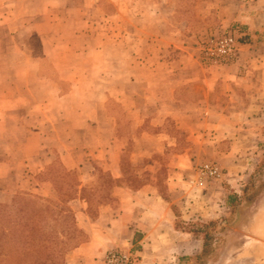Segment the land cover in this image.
<instances>
[{
    "label": "crops",
    "instance_id": "0c3cea01",
    "mask_svg": "<svg viewBox=\"0 0 264 264\" xmlns=\"http://www.w3.org/2000/svg\"><path fill=\"white\" fill-rule=\"evenodd\" d=\"M7 23L0 224L18 195L60 197L74 181L64 169L79 177L67 204L85 239L62 262L76 232L44 245L39 211L7 233L30 253L9 243L0 264H105L110 250L133 264H195L208 248L195 225L227 214L264 141V0H4L0 32ZM223 32L240 42L236 60L203 61L201 42ZM206 163L222 177L200 179Z\"/></svg>",
    "mask_w": 264,
    "mask_h": 264
},
{
    "label": "rangeland",
    "instance_id": "374dc122",
    "mask_svg": "<svg viewBox=\"0 0 264 264\" xmlns=\"http://www.w3.org/2000/svg\"><path fill=\"white\" fill-rule=\"evenodd\" d=\"M4 0H0V2H3ZM12 16L8 17V14L6 13V18H11ZM5 18V19H6ZM9 25L8 23L5 25V27L2 28L0 34L2 37L4 35L8 37L9 34ZM5 44H2V50L8 49V42H4ZM32 46L35 53L39 55L40 51V43L38 42L37 38H34ZM1 49V47H0ZM7 65V60L0 59V67ZM4 76H7V74H1V78H4ZM1 99L8 100L9 92L8 90L1 91L0 93ZM262 148L259 150L260 153L255 155L253 157L252 163L254 164L250 171H247L246 174L242 179L238 181V186L234 190L236 193L233 194L235 196V204L230 207L227 214L219 221H211L208 223H202L199 225H195V228H198V230H201V232L207 237L208 239V248L206 249V253L196 259L195 264H228V260L235 259V262H232L234 264H264V254H260L251 262L243 263L241 260L242 258L239 257L241 249L244 247L248 241V238L254 239L255 244L253 247L255 249H260L262 244H264V241L254 237L251 232V228L254 224L249 227V224L251 223L253 217L262 209L264 208V141L260 144ZM51 172V171H50ZM48 175V172L46 175L42 176V181H51V179H54L50 175ZM63 173H65V178H73L74 181L66 183V185L60 186L58 185L57 189L60 192L61 196L59 197L58 194L53 190V188H47L51 191L52 197L50 199V203L45 202V200L42 199V197H30L24 195H18L14 202L11 204H7L5 208L9 210L8 214H6L7 219L5 220V224H0L3 228L1 230L4 232V235H7L8 229L9 231H14L13 228H16V224L19 221V217L25 220V216L31 215L33 213H36L38 216H40V209L43 208L45 205L50 206H58L56 209L62 208L64 211H66V215L63 212L61 215L64 217H68L66 219L67 228L59 229L57 227V223L61 222L62 218L61 215L58 216V218H55L54 223H51V225L45 224L44 222L40 225L41 228H43V239L42 242L44 245L47 246V244H50L52 241H59V242H68V236L66 234H56L60 231H63L64 233L66 231H75L76 234L72 236L74 240L69 244L65 249L61 252V260L62 262H65L67 259L68 254L71 252V250L79 245L81 242L84 241L85 236L81 231H78L76 229L75 225V218L74 213L72 212L70 206L67 204L68 200L72 198H76L78 196V174L77 172L70 173L63 169ZM57 174V173H55ZM44 179V180H43ZM52 182V181H51ZM55 182V181H54ZM55 184V183H54ZM25 186V184H24ZM55 186V185H54ZM60 199H59V198ZM86 198H90L86 193ZM52 199V201H51ZM17 211H21L19 214ZM54 211V210H53ZM264 211L261 210L258 216ZM15 212L17 214H15ZM257 216V217H258ZM52 222V221H50ZM55 227V228H54ZM249 227V228H248ZM37 228H39L37 226ZM34 229V228H33ZM39 232L41 231L38 229ZM249 230V232H248ZM49 232V235L48 233ZM6 233V234H5ZM40 234V233H39ZM54 234V235H53ZM20 235V234H19ZM15 235L14 239L11 235H7L9 241H6L5 246L3 245L0 255L1 258L8 259L9 257V243H13L15 247L17 248V253L19 254H27L30 253V251L27 249H18L19 244L23 243L22 235ZM17 237V238H16ZM20 237V238H19ZM63 237L65 239H63ZM57 238V239H56ZM21 240V241H20ZM28 242V241H27ZM41 242V243H42ZM246 242V243H245ZM245 243V244H244ZM243 246V247H242ZM11 254V253H10ZM56 255L54 257H49L48 259L55 260ZM64 260V261H63ZM61 262V263H62ZM52 263L54 261L52 260ZM55 264V263H54Z\"/></svg>",
    "mask_w": 264,
    "mask_h": 264
},
{
    "label": "built area",
    "instance_id": "2783aa9c",
    "mask_svg": "<svg viewBox=\"0 0 264 264\" xmlns=\"http://www.w3.org/2000/svg\"><path fill=\"white\" fill-rule=\"evenodd\" d=\"M239 40L231 32L213 34L200 44L203 61L226 65L233 63L239 52ZM200 179L217 180L222 177V170L216 163H206L197 170ZM105 264H133L131 252L110 250L105 256Z\"/></svg>",
    "mask_w": 264,
    "mask_h": 264
},
{
    "label": "bare ground",
    "instance_id": "6f19581e",
    "mask_svg": "<svg viewBox=\"0 0 264 264\" xmlns=\"http://www.w3.org/2000/svg\"><path fill=\"white\" fill-rule=\"evenodd\" d=\"M256 232L259 236L264 237V211L258 216L251 228V232ZM254 239L248 238V241L245 245H243V249L240 251L239 257L242 258V262L248 263L251 262L254 258L259 256L260 254H264V244L260 247V249H255L253 245L255 244Z\"/></svg>",
    "mask_w": 264,
    "mask_h": 264
},
{
    "label": "trees",
    "instance_id": "16d2710c",
    "mask_svg": "<svg viewBox=\"0 0 264 264\" xmlns=\"http://www.w3.org/2000/svg\"><path fill=\"white\" fill-rule=\"evenodd\" d=\"M45 202L50 203L48 200H45ZM43 206L44 207L40 209V212L45 215V217L47 218L46 221L49 220V222L46 223V224L49 223V225H51V223L56 222L54 217L58 218L59 215H61L63 212H65L62 208L56 209V208H58V206H53L52 207L50 205H45V204ZM17 212L19 214L21 211H17ZM24 221H25L24 219H22L21 217H19V221L17 223L18 224V228L23 227V224L22 223H24ZM50 221H52V222H50ZM1 237H2V235L0 236V238Z\"/></svg>",
    "mask_w": 264,
    "mask_h": 264
},
{
    "label": "water",
    "instance_id": "95a60500",
    "mask_svg": "<svg viewBox=\"0 0 264 264\" xmlns=\"http://www.w3.org/2000/svg\"><path fill=\"white\" fill-rule=\"evenodd\" d=\"M263 209H264V208H262L261 210H263ZM261 210H260V211H261ZM260 211H259V212L253 217L251 223L249 224V227L253 224V222H255V220H256L258 214L260 213ZM249 227H248V228H249ZM248 232H249V230H248ZM250 234H252L254 237L259 238V239H261V240L264 241V237L259 236L256 232L253 231V232H250Z\"/></svg>",
    "mask_w": 264,
    "mask_h": 264
}]
</instances>
